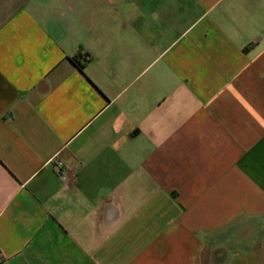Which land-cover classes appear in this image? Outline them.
Segmentation results:
<instances>
[{
    "label": "crops",
    "instance_id": "0c3cea01",
    "mask_svg": "<svg viewBox=\"0 0 264 264\" xmlns=\"http://www.w3.org/2000/svg\"><path fill=\"white\" fill-rule=\"evenodd\" d=\"M0 252L264 264V0H0Z\"/></svg>",
    "mask_w": 264,
    "mask_h": 264
},
{
    "label": "built area",
    "instance_id": "2783aa9c",
    "mask_svg": "<svg viewBox=\"0 0 264 264\" xmlns=\"http://www.w3.org/2000/svg\"><path fill=\"white\" fill-rule=\"evenodd\" d=\"M84 61H88L90 59L89 55L83 56ZM54 169L55 171L63 178L66 179V174L63 171V163L59 160L54 161ZM4 262V256L0 252V264Z\"/></svg>",
    "mask_w": 264,
    "mask_h": 264
},
{
    "label": "trees",
    "instance_id": "16d2710c",
    "mask_svg": "<svg viewBox=\"0 0 264 264\" xmlns=\"http://www.w3.org/2000/svg\"><path fill=\"white\" fill-rule=\"evenodd\" d=\"M81 58H82V55H78V56H73L72 57V60L75 64L78 65L79 69L83 71L84 69V64L81 62Z\"/></svg>",
    "mask_w": 264,
    "mask_h": 264
}]
</instances>
